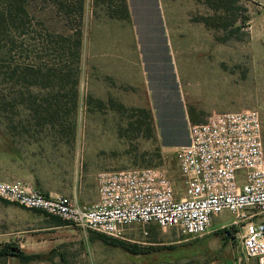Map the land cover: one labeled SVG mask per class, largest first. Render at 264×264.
Masks as SVG:
<instances>
[{
    "label": "rangeland",
    "instance_id": "rangeland-1",
    "mask_svg": "<svg viewBox=\"0 0 264 264\" xmlns=\"http://www.w3.org/2000/svg\"><path fill=\"white\" fill-rule=\"evenodd\" d=\"M107 1L92 0L97 16L81 19L77 0H25L29 20H17L23 36L12 59L7 37L14 29L8 24L0 31V119L30 127L28 135L40 141L36 149L60 175L59 190L66 194L77 183L89 199L99 172L152 167L181 197L175 152L187 142V122L212 113L257 112L264 148V0H130L129 26L100 17ZM10 2L0 0V10ZM76 31V86L37 73L24 78L32 85L5 75L15 64H22L21 73L23 64L39 60L50 67L57 55L47 34ZM64 51L66 66L71 58ZM45 109L60 110L59 128L33 126ZM0 202L32 214L27 225L36 230L38 248L29 250L40 257L24 264H226L240 253L237 241L219 231L233 220L229 212L197 238L137 224L114 238ZM0 264L23 263L9 257Z\"/></svg>",
    "mask_w": 264,
    "mask_h": 264
},
{
    "label": "built area",
    "instance_id": "built-area-1",
    "mask_svg": "<svg viewBox=\"0 0 264 264\" xmlns=\"http://www.w3.org/2000/svg\"><path fill=\"white\" fill-rule=\"evenodd\" d=\"M187 142L175 152L183 186L176 193L157 168L103 171L96 175L97 200L80 206L65 196H45L21 182H1L0 199L56 217L83 231L121 238L133 224L174 229L197 238L214 217L233 220L221 231L237 241L233 264H264V148L253 110L212 113L187 122Z\"/></svg>",
    "mask_w": 264,
    "mask_h": 264
},
{
    "label": "crops",
    "instance_id": "crops-1",
    "mask_svg": "<svg viewBox=\"0 0 264 264\" xmlns=\"http://www.w3.org/2000/svg\"><path fill=\"white\" fill-rule=\"evenodd\" d=\"M124 1L129 13L127 21L129 26L130 20L133 19L132 7L130 0ZM91 2L92 0H83V13L93 18L97 15H93ZM99 11L103 13L101 15L100 12L98 13L100 17L108 18L105 14L106 10L99 9ZM32 137L27 134L25 125L5 124L0 119V181L6 183L21 181L45 196H65L76 201L80 206L94 204L97 200L96 175L91 198H84L77 183H73L66 194L63 193L57 187L60 175L55 174V171L51 169L49 161L46 162L41 148L36 149L35 145L40 143L39 139ZM44 160L45 162H43ZM31 215L30 211L21 209L17 205L0 202V247L13 243L24 254L33 255L30 254L31 250L29 249L34 251L38 246L35 240L36 230L28 229L31 226L27 225Z\"/></svg>",
    "mask_w": 264,
    "mask_h": 264
},
{
    "label": "trees",
    "instance_id": "trees-1",
    "mask_svg": "<svg viewBox=\"0 0 264 264\" xmlns=\"http://www.w3.org/2000/svg\"><path fill=\"white\" fill-rule=\"evenodd\" d=\"M25 0H11V2L8 4L9 6L7 8H2L0 10V31L6 29V25H10L13 27V30L9 31V36L7 37V40L9 42V47L7 49V54L10 59V55L12 56V52L14 51V46L16 43V39L23 36V33L17 31L18 27L16 26L17 20L26 19L29 20L28 15L25 11ZM78 2V13L80 15V18L82 19L83 14V0H77ZM59 5H61L60 2H58ZM58 5V4H57ZM106 14L108 18L110 19H116L118 21H128L129 14L127 12V7L125 5L124 0H108L106 2ZM114 10V12H112ZM20 15V16H18ZM16 27V28H14ZM47 37L50 39L49 43L54 47L55 49V55L56 56V62L50 66L47 67V65L42 64L40 60L38 62H35L37 64H34V62L30 64H23L24 71L18 72L17 67H21L22 64H15V68L13 67L10 69V71L5 72V75L8 76V79L15 80V82L21 81L23 83L33 84L26 82L24 78L26 76H34L36 73L39 76H52L57 80V82L60 83H71L73 86H76L79 81V75H80V48H81V35L79 32H74L72 35H61V34H47ZM68 49L69 57L71 58V61L68 65H63V58L67 59V52L64 50ZM2 50H0V53ZM35 59V58H34ZM68 60V59H67ZM35 61V60H34ZM1 65L0 64V68ZM19 65V66H18ZM21 65V66H20ZM39 66L38 69L35 68V66ZM46 72H45V71ZM49 83V81L47 80ZM45 86V85H44ZM76 99V93L73 92L72 100L75 101ZM48 108L51 107L50 103H47ZM120 109H124L123 106L120 104ZM45 114H42V116L39 117L37 122L35 123L36 128H49L50 130H54L55 128H59L61 126V117H60V110L55 109L53 111H49L48 109H45ZM142 113H145L140 111ZM30 127L26 129V132L28 134ZM57 134H60V130L57 131ZM57 135V136H58ZM30 137V136H28ZM221 232V231H220ZM15 258L19 262L28 263L29 261L33 259H37L40 256L39 255H26L24 254L17 246H15L12 243L4 244L0 247V260H4L7 258Z\"/></svg>",
    "mask_w": 264,
    "mask_h": 264
},
{
    "label": "water",
    "instance_id": "water-1",
    "mask_svg": "<svg viewBox=\"0 0 264 264\" xmlns=\"http://www.w3.org/2000/svg\"><path fill=\"white\" fill-rule=\"evenodd\" d=\"M226 264H232V262L231 261H228V262H226Z\"/></svg>",
    "mask_w": 264,
    "mask_h": 264
},
{
    "label": "flooded vegetation",
    "instance_id": "flooded-vegetation-1",
    "mask_svg": "<svg viewBox=\"0 0 264 264\" xmlns=\"http://www.w3.org/2000/svg\"><path fill=\"white\" fill-rule=\"evenodd\" d=\"M231 262H232V264H233V260H232Z\"/></svg>",
    "mask_w": 264,
    "mask_h": 264
}]
</instances>
